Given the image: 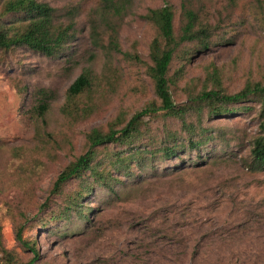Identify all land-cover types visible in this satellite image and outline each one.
Listing matches in <instances>:
<instances>
[{"label":"rangeland","instance_id":"rangeland-1","mask_svg":"<svg viewBox=\"0 0 264 264\" xmlns=\"http://www.w3.org/2000/svg\"><path fill=\"white\" fill-rule=\"evenodd\" d=\"M7 1L0 0V24L10 25L15 17L3 13ZM36 1L55 11V30L70 36L54 58L0 50V264L7 263L6 254L21 263L33 258L18 240L19 230L38 251L36 264H264V172L250 170L252 141L263 135L256 103L221 118L191 112L188 122L198 125L200 118L212 135V160L164 173L165 166L197 156L187 154L158 162L143 181L114 185L115 192L92 190L81 200L92 209L90 223L68 210L87 176L53 192L59 175L87 152L92 130L105 133L117 123L121 129L159 103L148 73L157 36L145 18L150 10L170 4L179 37L187 6L211 33L207 49L183 44L170 68L175 103L192 106L204 91L234 95L264 85V0H132L121 16L104 15L100 0ZM94 24L105 46L114 28L122 51L142 63L95 46ZM85 73L92 87L68 115L67 91ZM41 99L50 104L44 117L37 112ZM141 130V141L153 149L169 133L186 135L181 121L163 114L147 118ZM108 150L98 151V162L104 164ZM132 170L141 173L137 166ZM66 213L70 220L61 218Z\"/></svg>","mask_w":264,"mask_h":264},{"label":"trees","instance_id":"trees-1","mask_svg":"<svg viewBox=\"0 0 264 264\" xmlns=\"http://www.w3.org/2000/svg\"><path fill=\"white\" fill-rule=\"evenodd\" d=\"M256 1L262 4L260 0ZM131 2L132 0H100V9L104 15L121 16L129 8ZM3 13L13 15L15 20L10 25L5 22L0 24V50L10 51L12 48H23L48 58H54L60 54L69 39L70 35L67 30H55V11L50 6L36 0H8L4 4ZM184 17L182 35L179 37L175 33V11L170 4L165 3L159 9L150 10L145 17L157 29V36L149 48L151 66L148 68V73L159 103L153 102L137 112L121 129H117L120 125L117 123L105 133L99 129L92 130L88 135L89 148L87 152L67 167L59 175L54 185L53 192L59 193L68 181L75 178L82 180L84 176L89 178L88 180L84 179L81 192L71 200L68 208L79 216L84 224L91 222L87 213H91L92 209L86 211L81 200L88 197L87 194L92 190L103 188L115 192L114 185L122 186L121 184L126 182L143 181V176L147 174L149 168L154 173L160 167L158 162L181 160L182 156L187 154L196 153L197 156L192 161H181L179 167L167 168L165 166L164 173L170 175L178 168L186 169L194 161L195 164H201L199 167H202L206 164V160H212V152L208 153L210 150H207L212 143V135L200 127L202 121L200 118H198V125L188 122L191 112L199 114L206 110L210 119L221 118L227 115L231 116L237 111L252 110L253 107L249 109L247 103L258 104L260 128L263 135L252 141L250 170L256 173L264 172V85L260 83L248 85L234 95H227L220 90L204 91L194 99L195 102L192 103V106H178L175 103L171 92L169 72L179 49L186 43H198L202 49H207L211 42L209 29L202 26L197 14L187 6L184 7ZM92 33L95 46L109 51L110 54H121L128 60L142 63L139 55L122 51L118 33L114 28H112L108 46L102 43L97 24L93 25ZM92 83L91 75L85 73L71 84L67 91L65 113L68 115L71 113L69 109L91 89ZM42 92L44 93V91ZM44 98H47V95ZM237 104L244 105L235 108L234 106ZM49 108L48 100L41 99L37 112L41 117H44ZM159 114L181 121L186 135L178 137L177 134L169 133L161 147L153 149L152 144L141 141L143 134L141 129L147 118L156 117ZM105 148H109V150L103 164L97 161V157L98 151ZM134 166L139 168L140 174L134 173L132 170ZM117 175L124 179H118ZM61 218L70 220V214H63ZM17 235L21 244L31 250L33 258L29 262L21 263L14 255L6 254V264H36L39 254L34 244L23 239L22 230H19Z\"/></svg>","mask_w":264,"mask_h":264}]
</instances>
